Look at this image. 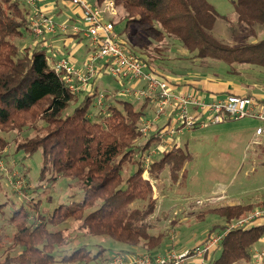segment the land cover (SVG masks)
Returning <instances> with one entry per match:
<instances>
[{
	"label": "trees",
	"instance_id": "1",
	"mask_svg": "<svg viewBox=\"0 0 264 264\" xmlns=\"http://www.w3.org/2000/svg\"><path fill=\"white\" fill-rule=\"evenodd\" d=\"M102 2L96 0V6ZM112 3L123 11L120 18L124 19V29L134 25L135 41L139 32L157 42L174 38L194 57L223 63L227 73H234L235 67L241 65L264 69V37L256 39V30L264 29V0L232 1L235 24L244 25L255 39L234 44L214 36L212 31L219 14L209 0H112ZM27 5L26 0L21 3L0 0V161H8L11 142L16 152L24 154L23 158L39 151L38 182L23 192L40 194L44 191L43 184L51 186L59 178L75 190L64 196L69 202H57L41 211L40 199L22 197L30 210L25 211L21 206L8 218L15 228L11 238L18 251L3 250L0 244V264H72L98 256H91L84 245L68 247L69 239L56 227L70 219L79 221L88 236L106 237L122 246L116 253H134L133 249L141 242L147 252L156 253L161 248L163 235L148 231L147 221L157 203L150 177L157 179L166 170L169 181L176 183L192 153L175 144L162 148L158 157L153 155L145 177L141 157L157 140L153 132L147 136L139 132L150 102L141 100L135 106L132 101L117 96L118 88L101 93L96 86L101 72L86 90L78 94L71 92L63 73L55 72L48 64L42 41L32 47L16 44L26 33L33 35L28 27L31 9ZM111 22L114 27L112 18ZM78 36L79 33L65 34L66 38ZM126 52L143 61L154 75L177 83L154 70L151 61L132 48ZM100 94L102 106L96 105ZM28 131L34 132L33 135H23ZM3 134L11 137L6 139ZM136 156L141 157L135 159ZM131 164L135 169L124 175ZM2 177L4 174L0 172ZM76 193L81 194L80 200L73 199ZM136 203L141 205L135 206ZM4 206L5 202L0 203V214ZM260 207H264V201L211 206L198 217L207 212L216 213L222 219L218 225L221 231L227 223ZM214 230L210 229L200 243ZM262 237L264 224L253 223L227 231L218 247L210 252L219 249V254L209 258V263L250 261L253 248Z\"/></svg>",
	"mask_w": 264,
	"mask_h": 264
},
{
	"label": "rangeland",
	"instance_id": "2",
	"mask_svg": "<svg viewBox=\"0 0 264 264\" xmlns=\"http://www.w3.org/2000/svg\"><path fill=\"white\" fill-rule=\"evenodd\" d=\"M22 1L19 0L20 3ZM86 1L94 4L95 0ZM104 1L102 6H99L103 7ZM232 1L209 0L219 14L212 31L214 36L218 40L231 44L255 40L244 25L235 24L236 14ZM122 13L121 7H115L114 15L105 14L104 19L112 18L115 21L114 29L118 32L117 37L123 43V49L132 48L138 55L151 61L154 70L168 78L187 84L220 82V84L218 83L220 87L227 85L232 88L236 86L246 92L264 91V69L261 67L241 65L235 67L234 73H227V67L223 63L213 59L194 57L193 53L184 49L174 38H165L164 41L157 42L139 32L135 41L132 37L135 27L131 24L124 29V19L120 18ZM80 25L82 26V23ZM261 37H264V29H257L256 39ZM32 41V36L26 33L22 40L16 41V44L18 46L28 45ZM77 43H80V48L83 49L89 44V41L86 38H81L78 41L75 38H70L68 42H63L62 39L46 42L44 46L48 64L54 65L53 52L56 50L59 52V57L56 58H60L62 55L66 56L65 53L71 51ZM76 52L74 53L75 57L79 58ZM96 86L101 90V93L117 88L120 92L122 89V85H119L118 81L116 82L107 73L98 78ZM117 96L132 101L135 106L141 103L139 98L136 99L133 96H124L120 93ZM146 109V117L150 118L153 104H148ZM165 120L166 118L163 117L159 122L164 123ZM258 124L257 120L246 117L206 128L182 129L170 137L172 144L191 152L192 159L183 164L176 183L169 181L166 170L157 179L150 177L157 203L154 213L147 221L149 223L148 231L154 235H163L161 248L157 249L156 253L168 249L182 252L185 249L193 248L203 240L210 229H215L212 233H216L218 225L222 224V219L216 213L207 212L203 217H198L199 213L211 206L264 201V141L257 146L249 145L251 134ZM33 133L28 131L23 135H33ZM3 136L6 139L11 137L6 134ZM157 143L153 141L150 148L155 147ZM159 150H162L161 146ZM8 152V161H0V172L4 174V177L0 178V203H6L2 214H0V235L2 237L0 244L3 250L10 249L9 251L16 253L18 249L13 247L11 238L15 228L8 218L12 216V212L16 208L21 206L25 211L30 210L29 204L25 203L24 198L37 197L40 199L38 208L41 211L57 202H69L70 199L64 196L69 195L75 189L68 188L67 181L59 178L51 186L43 184L44 191L40 194L30 191L23 192V189L28 190L38 182L41 153L37 151L31 157L23 158L24 154L21 151L14 150L13 142L9 144ZM160 153L157 152L156 157ZM140 157L136 156L135 159H140ZM134 169L133 164L128 165L124 175ZM145 177H148L147 173ZM73 199L80 200L81 194L76 193ZM140 205L141 203H136L135 206ZM79 223V221L70 219L56 228L62 229L65 237L69 239V248L84 245L91 256L93 254H98V256L87 262L78 261L72 264H108L109 260L107 259L113 256L115 251L123 248L112 243L106 237L88 236ZM133 251L149 253L143 242ZM1 252L0 250V257L2 256ZM218 254L219 249L208 255L204 264H210L209 258H214Z\"/></svg>",
	"mask_w": 264,
	"mask_h": 264
},
{
	"label": "built area",
	"instance_id": "3",
	"mask_svg": "<svg viewBox=\"0 0 264 264\" xmlns=\"http://www.w3.org/2000/svg\"><path fill=\"white\" fill-rule=\"evenodd\" d=\"M79 10L82 26L71 24L69 20L55 22L49 15L39 9L35 0H26L31 9L28 27L31 33L40 38L44 33H82L89 41V50L83 58L82 66L76 67L69 59H58L52 68L63 73L64 82L71 92L78 94L86 90L89 82L98 72L109 74L122 83L121 95L133 96L139 100H148L153 104L150 118H143L139 132L147 136L156 135L155 147L148 149L141 157L146 174L153 155L164 148L170 137L182 129L206 128L231 120L253 118L259 122L249 145H259L264 141V99L251 95L227 94L223 98L206 101L199 91H176L167 79L154 75L145 63L126 52L114 32L111 19H104L105 14L114 15V4L105 0L104 6H96L86 0H69ZM125 83V84H123ZM102 94L96 105L102 106ZM165 117L164 123L159 121ZM168 123V124H167ZM18 185V182H16ZM264 218V207L256 208L247 215L232 220L226 227L212 233L204 242L193 248L176 252L168 249L158 253H114L108 264H183L187 259H199L204 264L211 251L216 249L227 231L250 226L257 219ZM207 255V256H206ZM249 264H264V249L253 250Z\"/></svg>",
	"mask_w": 264,
	"mask_h": 264
},
{
	"label": "crops",
	"instance_id": "4",
	"mask_svg": "<svg viewBox=\"0 0 264 264\" xmlns=\"http://www.w3.org/2000/svg\"><path fill=\"white\" fill-rule=\"evenodd\" d=\"M37 5H39L38 7L40 8L41 11H43L46 15H49L55 22H63L65 20H69V22L71 24L81 26L80 25L81 21H80L79 10L76 7H74V5H72L69 2V0H37ZM92 5H96V0L94 1V4H92ZM68 33H70V32H68ZM65 34H67V32L63 33V32L57 31L54 34L44 33V35L40 38H36L34 35H31L33 41L31 42V44H28V45L30 47H32V46L36 45V43H38L39 41H42L40 43L45 45L46 42L48 43V41L51 42V41H56L59 39H62L63 42L64 41L68 42V40L70 38H68V37L66 38ZM81 38H86V37L82 33H79V36L75 39H77V41H78V40H81ZM88 49H89V45L85 46L82 49V47L80 48V43H77V45L74 46L71 49V51H69L68 53H65L66 56L61 54L62 56L60 58H56V57H59L58 56L59 52L56 50L55 52L52 53V58H53L54 63H55L58 59L66 57L76 67H81L82 62L84 60L83 58H85V56L88 52ZM75 51H77L76 55H78L79 58L75 57V54H74ZM169 79H171V78H169ZM176 82L177 83H172V85L176 91L187 92V91L195 89L203 95V97L206 101H210L213 98H217V99L223 98L227 94H236V95H248L249 94L251 96L256 97L257 99H264V91H262V90L261 91L257 90V92H246V91L240 90L236 86H233L232 88H229V86H227V85L225 87H220L219 86L220 82H207L205 84L204 83L187 84V83L178 82V81H176ZM225 83H229V82H225ZM119 85H122V83H119ZM225 123H227V122H225ZM225 123H222V124H225ZM252 134H254V131L252 132ZM252 134H251L250 139H252V137H253ZM168 141H169L168 144H166L167 146L165 145L164 148H168V147L174 145L171 142V138ZM229 205H234V204L230 203ZM254 223L255 224H264V218L257 219ZM200 242H198V243H200ZM258 249H264V237H262L255 244V246L253 248V250H258ZM183 264H199V259L190 258V259H187ZM233 264H249V261H238V262H235Z\"/></svg>",
	"mask_w": 264,
	"mask_h": 264
}]
</instances>
